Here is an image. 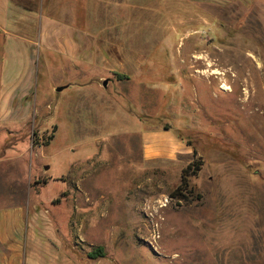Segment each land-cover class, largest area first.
I'll return each mask as SVG.
<instances>
[{"label": "rangeland", "instance_id": "374dc122", "mask_svg": "<svg viewBox=\"0 0 264 264\" xmlns=\"http://www.w3.org/2000/svg\"><path fill=\"white\" fill-rule=\"evenodd\" d=\"M48 2L32 9L49 14ZM138 4L137 39L119 42L145 55L116 56L115 71L38 49L30 115L0 123L2 226L33 227L73 264H264V0ZM99 11L116 32V9ZM150 130L188 153L147 160Z\"/></svg>", "mask_w": 264, "mask_h": 264}, {"label": "crops", "instance_id": "0c3cea01", "mask_svg": "<svg viewBox=\"0 0 264 264\" xmlns=\"http://www.w3.org/2000/svg\"><path fill=\"white\" fill-rule=\"evenodd\" d=\"M43 1L40 0L39 7H42ZM88 1L49 0V14H43L32 9L34 0H0L1 124L16 123L30 115L35 104L33 97L40 65L37 56L39 48L48 50L55 60L59 59L62 63L66 56L109 72L116 70V56L145 55V52H136L128 44L119 42L137 39L136 32L140 28L135 29L133 11L139 9L138 3L142 0H111L109 4L103 0L92 6ZM105 6L116 9V32L112 30L107 33L105 30L104 14L99 11ZM147 7L151 5L147 4ZM148 14L154 16L152 11ZM148 17L145 14L142 16L146 28ZM4 129L13 133L9 128ZM187 153L188 147L169 132L150 130L144 134L143 154L147 160L175 158ZM53 227L50 230H56L61 235L65 247L66 237L56 226ZM12 232L8 226L3 228L0 217V246L11 249L5 256H2L3 252L0 254V264H73L68 262L62 250L55 251L52 244L38 239L33 227L23 229L16 226ZM43 246L44 250H37ZM10 255L13 256L11 262ZM69 256H73L70 250Z\"/></svg>", "mask_w": 264, "mask_h": 264}, {"label": "trees", "instance_id": "16d2710c", "mask_svg": "<svg viewBox=\"0 0 264 264\" xmlns=\"http://www.w3.org/2000/svg\"><path fill=\"white\" fill-rule=\"evenodd\" d=\"M196 155V151H194ZM202 162L200 159L194 160L191 164H189L183 171L182 175V181L180 187L173 193L174 196H181L185 197V195H182L181 191H186L188 193V190L190 189V178L193 176H196L202 169ZM47 183V181H44L43 184ZM192 190V189H191ZM60 202V199H57L55 203ZM104 255L103 248H98L96 251L89 254L90 258H97Z\"/></svg>", "mask_w": 264, "mask_h": 264}, {"label": "bare ground", "instance_id": "6f19581e", "mask_svg": "<svg viewBox=\"0 0 264 264\" xmlns=\"http://www.w3.org/2000/svg\"><path fill=\"white\" fill-rule=\"evenodd\" d=\"M221 75H223V74L221 72L217 71V72L210 73L209 74V77L210 78H212V77L216 78L218 76V79H219V77ZM252 75L251 74L248 75L249 78L246 81L244 80L245 81V84H247L246 87H245V89H243L244 92H245L246 97L250 94V89L253 88L256 85V82H255V79L256 78L254 76H252ZM221 89L223 91L228 92V93L233 92L232 89H231V87H229L228 85H222L221 86Z\"/></svg>", "mask_w": 264, "mask_h": 264}, {"label": "water", "instance_id": "95a60500", "mask_svg": "<svg viewBox=\"0 0 264 264\" xmlns=\"http://www.w3.org/2000/svg\"><path fill=\"white\" fill-rule=\"evenodd\" d=\"M104 85H106V83H104ZM63 90V88H58L57 92H61Z\"/></svg>", "mask_w": 264, "mask_h": 264}]
</instances>
